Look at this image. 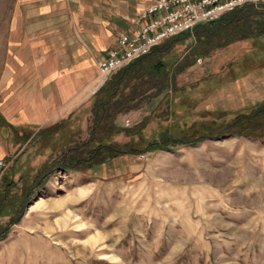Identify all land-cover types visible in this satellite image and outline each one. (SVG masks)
Here are the masks:
<instances>
[{"label":"rangeland","instance_id":"rangeland-1","mask_svg":"<svg viewBox=\"0 0 264 264\" xmlns=\"http://www.w3.org/2000/svg\"><path fill=\"white\" fill-rule=\"evenodd\" d=\"M207 31L176 35L135 60L141 76L130 85L140 103L116 123L144 127L110 139L134 154L96 161L84 153L70 167L61 163L89 138L94 94L126 65L102 83L97 75L73 118L1 130L0 264H264V138L214 134L241 95L264 94L262 77L211 92L223 56L264 62V34L233 40L237 30ZM207 80L205 91H188ZM195 101L215 109L198 115ZM151 142L163 146L146 150Z\"/></svg>","mask_w":264,"mask_h":264},{"label":"crops","instance_id":"crops-1","mask_svg":"<svg viewBox=\"0 0 264 264\" xmlns=\"http://www.w3.org/2000/svg\"><path fill=\"white\" fill-rule=\"evenodd\" d=\"M153 1L0 0V133L4 127L39 129L73 118L97 87L98 61L117 48L120 34L137 28L139 13ZM223 57L211 92L248 75L253 83L262 77L264 85V65L256 66L257 59L249 57L245 65L241 58ZM241 68L245 74L238 78ZM211 80L188 91H205ZM263 101L264 94L241 95L231 108L237 113ZM200 104H192L198 115L212 107ZM5 154L0 147V157Z\"/></svg>","mask_w":264,"mask_h":264},{"label":"trees","instance_id":"trees-1","mask_svg":"<svg viewBox=\"0 0 264 264\" xmlns=\"http://www.w3.org/2000/svg\"><path fill=\"white\" fill-rule=\"evenodd\" d=\"M246 6L248 7V5H244L223 15L217 21L199 24L196 27H200L201 30L205 32L208 30L207 34L210 28L214 27L220 30H237L240 35L237 38H232L233 40L246 39L248 37L264 34V13L257 14V12H254L251 8H247ZM249 25L252 27L254 26V32L248 30V28H252ZM207 34L206 36H208ZM227 35L229 36V34ZM159 45L152 50L159 48ZM260 62L261 63L257 61L256 66L260 67L264 65L263 61ZM246 64H248V62L245 63V65ZM140 70L141 66L139 63L133 61L115 73L96 91L90 105L91 122L89 125V138L84 142L79 143L77 146L68 149L69 153L67 152L64 160L61 162L64 166L70 167L78 163L77 161H81L83 157L81 155L84 153L89 155V159L102 161L105 158H113L120 153L134 154L136 152L133 147H130L129 149H121L114 142H111L110 139L121 132H125L128 135L139 133L144 127V125H139L135 129H128L120 127L118 123H116L118 115L136 109L140 103L139 100L137 101L136 96H141L142 94L135 90L136 87L134 89L130 85L132 80L137 81L140 78ZM144 82L148 83L146 80L141 83ZM126 89H128V91H126ZM214 131V134L217 136L237 135L263 139L264 102L250 107L248 112H237L230 121L218 126ZM208 135L209 132L207 133V136ZM204 137L206 136L198 135L196 138L199 140ZM123 146L125 148L127 144H123ZM146 146V150H150L163 145L157 142H151ZM80 147L82 148L80 149ZM2 237L3 232L0 231V239Z\"/></svg>","mask_w":264,"mask_h":264},{"label":"built area","instance_id":"built-area-1","mask_svg":"<svg viewBox=\"0 0 264 264\" xmlns=\"http://www.w3.org/2000/svg\"><path fill=\"white\" fill-rule=\"evenodd\" d=\"M244 5L264 6V0H154L139 13L137 28L130 34H120L116 39L117 48L98 61V83L104 82L118 68L148 54L163 41L192 32L199 24L217 21Z\"/></svg>","mask_w":264,"mask_h":264}]
</instances>
